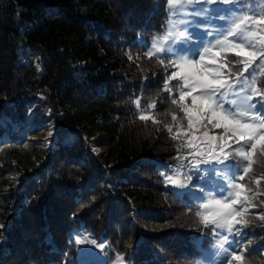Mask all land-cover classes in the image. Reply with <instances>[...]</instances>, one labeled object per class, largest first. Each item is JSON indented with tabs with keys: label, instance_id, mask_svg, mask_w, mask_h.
Returning a JSON list of instances; mask_svg holds the SVG:
<instances>
[{
	"label": "trees",
	"instance_id": "16d2710c",
	"mask_svg": "<svg viewBox=\"0 0 264 264\" xmlns=\"http://www.w3.org/2000/svg\"><path fill=\"white\" fill-rule=\"evenodd\" d=\"M166 20L167 0H0V264H228L241 235L231 264H264L260 145L251 161L228 149L249 203L232 233L202 221L203 203L227 198L213 171L168 184L189 121L167 58L146 54ZM48 124L52 147L26 139Z\"/></svg>",
	"mask_w": 264,
	"mask_h": 264
},
{
	"label": "rangeland",
	"instance_id": "374dc122",
	"mask_svg": "<svg viewBox=\"0 0 264 264\" xmlns=\"http://www.w3.org/2000/svg\"><path fill=\"white\" fill-rule=\"evenodd\" d=\"M244 3L249 8L264 7V0H228L227 3H223V0H217L215 4H207L204 0H201V3L193 2L189 4L187 0H180L174 5H169L167 0V20L161 32L155 34L149 46L146 47V54L160 59L163 57L167 58L166 63L170 66V77L177 78L180 81L179 95L181 91H192L193 95L200 94L199 89L193 91L189 85L185 84L179 65L184 64V69L187 70V61L195 59L199 63L197 52L200 55H204L205 59L201 68H207L211 72H199L198 70L199 74L212 79L219 72V78L224 81L223 87H220L213 97L222 104V107L218 110L225 112V114H227L226 110H234L235 114L246 109L249 115L242 119L245 122H251L250 117L254 113L257 116H264V105L257 103L264 95V91L256 84V78L264 70V55L260 53V49L264 47L260 43V37L264 36V32L259 31L249 21L239 30L242 35H228L235 23H238L240 18L246 14V8L243 7ZM201 7L206 9L205 13L194 15L195 10ZM240 9L243 10L240 11ZM250 31L257 32L255 39L249 37V39H252V45L254 46L243 38ZM180 32H184V36H180ZM225 37H227V40H225ZM138 41L140 42L141 39L138 38ZM218 41H224V43H218ZM180 42H184V46L178 48L177 44ZM232 43H242L247 51L257 52V56L247 69L244 67V61L247 60V57L237 56L236 50L230 47ZM204 48H208L210 51L205 53ZM178 53L187 54L179 55ZM214 53L219 54L213 56ZM230 57H233V59ZM173 73H176V75L174 76ZM254 89L256 90V95H253ZM249 96L252 97L251 100L247 99ZM183 105L192 108L193 113H196L200 108L199 101L193 106L191 96L185 99ZM253 105H255V108L252 107ZM256 109H261L262 111L256 113ZM208 115L210 114L206 112L199 120L194 115L192 126L190 127L188 124L187 128L179 132L180 136L186 140L188 150L183 155L182 160L175 165L169 166L168 184L183 188L190 183L187 177L190 171H196L197 168L213 171L212 177L215 178L217 186L220 188L226 187L227 189L225 193L227 198L224 200L230 202L232 199H237L239 202L233 207L236 211L242 212L249 203H246L245 206L240 205V200L244 194L242 188L239 189L240 195L237 197L235 195L237 189L232 187V185L237 183L232 182L227 174V166L229 161L233 159L228 149L233 144L238 143H236L235 137L232 136L230 131H226L223 127H215L217 123L215 119L209 123ZM236 118L241 117L237 116ZM54 131L55 124L44 125L35 130L30 127L27 131L26 139L35 141L34 143L40 142L45 147L50 148L52 147L53 140L51 137ZM205 134L207 135L205 136ZM212 136L217 137V140L213 142L217 147L215 152L210 154L207 137ZM220 137H231V139L224 143V141L219 139ZM239 143L245 145L244 141ZM221 144H224L223 152L219 148ZM91 149L100 152L105 149V146H91ZM225 154H227L225 164L212 163L217 157L220 160H225ZM206 160L209 161L208 164L204 163ZM214 167L219 169V171H214ZM193 185H197L200 190H208L212 184L210 181H206L204 184L198 181ZM204 210L207 213L211 209ZM77 239L79 247L85 253H95L99 248L98 243L91 238L78 235Z\"/></svg>",
	"mask_w": 264,
	"mask_h": 264
},
{
	"label": "snow or ice",
	"instance_id": "6c2138e0",
	"mask_svg": "<svg viewBox=\"0 0 264 264\" xmlns=\"http://www.w3.org/2000/svg\"><path fill=\"white\" fill-rule=\"evenodd\" d=\"M180 2V0H168L169 5H174L175 3ZM189 4L196 2L201 3V0H187ZM207 4H215L217 3V0H204ZM228 0H223V3H227ZM243 9H240L242 11ZM206 11L205 8L201 7L195 10V14H204ZM231 11V10H229ZM251 22V24L259 29V31L264 32V16L259 17H253L250 15H244L240 18L238 23H235L234 27H232L231 31L228 33L229 36H237L238 34L242 35V33L239 32V30L242 29V26L246 24V22ZM180 36H184V32L179 33ZM257 36V32L250 31L247 36H244L243 38L245 40H248V43L252 45V39H249V37L255 39ZM225 40H227V37H225ZM218 43H224V41H218ZM260 43L261 45H264V36L260 37ZM184 42H180L177 44V47H183ZM254 46V45H252ZM231 49L236 50V55L240 57H247V60L244 61V67L247 69L249 67V64L255 59L257 56L256 51H247L245 49V45L242 43H232L230 45ZM210 49L204 48V52H209ZM260 53L264 55V47L260 49ZM179 55H186L187 53H178ZM219 53H214L213 56L218 55ZM196 55H199V63L195 60H189L186 63L188 64L187 70L184 69V64L179 65L181 68V71L183 73V80L186 85H189L193 91L196 89L200 90L199 95H193L192 91H181L179 95V101L182 105L183 111L187 114L189 126H192L193 123V116L195 115L197 120L200 119L202 115H204L206 112L209 113L208 115V122L211 123L213 119L217 121L215 124V127H223L226 131H230L232 133V136L235 137L236 143H239L240 141H244L245 145L249 149L248 151H242L241 149H236L237 153L240 156H243L248 161H251V158L253 156V153L257 149V145H260L262 149H264V116H257L255 113L252 114L250 117L251 122H245L244 119H242L245 116L249 115V112L245 109L240 111L239 113L234 114V110H226L227 114L225 112L219 111L218 109L222 107V104L218 101H216L213 97L215 96V93L218 91L220 87H223L224 81L219 78V72H217L212 79H209L207 76L199 74V72H211V70L207 68H201V65L205 59L204 55H200L199 52L196 53ZM199 70V72H198ZM175 76L176 73H173ZM256 90H253V95H256ZM192 97V104L195 106L197 104V101L200 103V108L196 113H193L192 108H189L187 106L183 105V102L187 97ZM248 100H251L252 97H247ZM173 103H177V101L173 100ZM257 103L264 105V95H262V98ZM255 108V105L252 106ZM261 109H256V113L261 112ZM237 116L241 118H236ZM141 119H147L145 116H141ZM175 119V117H173ZM51 135V133H50ZM207 134H205L206 136ZM220 140L224 141V143H227L231 137H220ZM217 140V137H207V144H208V151L209 153H214L216 150V145L213 144L214 141ZM219 148L221 152H223L224 144L219 145ZM227 154H225V160H220L218 157L216 160H214L212 163L216 164H225L226 163ZM205 164H208L209 161H204ZM250 164L249 166L243 167L242 172L248 173L250 170ZM197 171H207V169H196ZM214 171H219V169L213 168ZM239 175V174H237ZM239 179L243 180L244 176L239 175ZM193 188L198 187L197 185H193ZM234 189H237L235 195L239 197L241 188V185L235 184L232 185ZM227 189L226 187H221L218 189V193L220 195H224L226 193ZM239 201L237 199H232L230 202L224 199H208L206 203H203L201 206L204 209H211L207 212L206 215L202 216V221L207 223H212L218 228H227L229 233L233 232V227L235 224L242 223V221L238 220L237 217L241 216V212H238L234 209V205H236ZM200 215V213H197ZM264 219V216L261 217ZM225 240H228V237H224ZM243 240V236L241 235L239 239L233 238L231 241V245H235L236 247L232 248V256L231 260L228 261V264H231V261H239L241 260V256L236 254V248L239 246L240 242Z\"/></svg>",
	"mask_w": 264,
	"mask_h": 264
},
{
	"label": "built area",
	"instance_id": "2783aa9c",
	"mask_svg": "<svg viewBox=\"0 0 264 264\" xmlns=\"http://www.w3.org/2000/svg\"><path fill=\"white\" fill-rule=\"evenodd\" d=\"M246 15H250L253 17L264 16V8L257 9L254 12L248 13Z\"/></svg>",
	"mask_w": 264,
	"mask_h": 264
},
{
	"label": "water",
	"instance_id": "95a60500",
	"mask_svg": "<svg viewBox=\"0 0 264 264\" xmlns=\"http://www.w3.org/2000/svg\"><path fill=\"white\" fill-rule=\"evenodd\" d=\"M28 141H29V140H28ZM29 142H30V143H34L35 141L33 142V141L30 140Z\"/></svg>",
	"mask_w": 264,
	"mask_h": 264
}]
</instances>
